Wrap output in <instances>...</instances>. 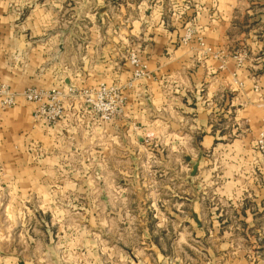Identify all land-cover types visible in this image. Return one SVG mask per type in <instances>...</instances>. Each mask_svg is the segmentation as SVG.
<instances>
[{
  "label": "crops",
  "instance_id": "crops-1",
  "mask_svg": "<svg viewBox=\"0 0 264 264\" xmlns=\"http://www.w3.org/2000/svg\"><path fill=\"white\" fill-rule=\"evenodd\" d=\"M78 2L0 0V81L26 88L30 80L18 81L19 71H35L32 66L67 49L77 56L76 39H69L68 46L67 39L48 30L57 25V3L77 8ZM144 4L136 0L131 6L141 9ZM146 10L144 22L141 16L131 19L128 38L115 32L97 40L109 62L103 81L125 98L123 114L105 122L65 100L67 111L52 125L54 130L33 120L43 134V147L56 146L46 143L52 136L57 148H102L104 168L111 160L120 164L135 159L136 151L146 148L154 156L162 151L167 159L182 157L174 162L181 164L182 175L165 178L170 193L163 200L180 203L183 231L195 234L198 244L184 246L185 264H264V162L254 145L264 128V0H150ZM143 24L150 25L145 32ZM187 26H194L221 59L202 54L196 38L189 47L179 46ZM123 39L146 43L151 80L133 81L119 68L116 58L124 49ZM94 45L91 40L85 51L94 55ZM241 51L248 58L239 67L235 56ZM17 57L27 59L25 69H16ZM25 119L21 135L4 119L0 148H19L20 139L21 148H29L36 127L28 115ZM122 179L112 181L121 184ZM172 211L165 207V224L155 220L160 231H168ZM161 212L155 210L156 219Z\"/></svg>",
  "mask_w": 264,
  "mask_h": 264
},
{
  "label": "rangeland",
  "instance_id": "rangeland-1",
  "mask_svg": "<svg viewBox=\"0 0 264 264\" xmlns=\"http://www.w3.org/2000/svg\"><path fill=\"white\" fill-rule=\"evenodd\" d=\"M108 1L90 0L86 4L79 0L77 8L57 3V25L50 26L48 32H57V36L68 40V46L69 39H76L77 56L70 55L67 49L62 56L46 57L43 64L32 66L31 70L35 71L15 74L18 81L30 80L29 87L13 88L3 81L0 84L15 94L27 89H58L64 94L72 87L76 94L66 100L86 107V111L102 120L87 105L88 98L84 96L85 92L106 84L103 80L109 75L105 73L108 56H103L102 44L97 40L103 34L115 32L128 38L132 31L131 19L141 16L144 22L150 0H140L146 3L141 9L131 6L136 0H125L124 4H119V0ZM189 27L197 31L194 26H187L186 30ZM141 28L145 32L150 25L143 24ZM185 34L178 45L189 47L192 41L185 43ZM91 40L96 43L94 55L93 51H85ZM123 40L124 49L116 58L119 68L130 73L134 81L131 56L135 54L147 67V72L138 80H151L144 55L146 43ZM30 61L33 60L30 58ZM26 63L25 57L18 58L16 69H25ZM225 65L224 62L222 68ZM67 80L80 87L65 86ZM65 106L63 102L62 112L67 111ZM37 111V104L18 96L15 106L0 110V130L5 119L8 124H15L21 135L27 115L32 126L36 123L51 128L57 124V119L47 122L37 117ZM39 130L36 127L32 132L29 148H21L22 139L19 145L15 144L19 148H0V264H185L188 247L184 246L196 243L195 234L183 231L180 203L163 200L170 193L165 178L182 175L181 164H174L177 160L180 163L182 157L173 156L171 161L164 152L154 156L146 148L147 151H136L135 159L127 162L125 159L120 164L111 160L109 168H104L102 148H57L52 136L46 143L56 146L44 148ZM263 131L264 128L256 135L254 145L264 162V155L256 144ZM169 160L173 165L168 169L166 161ZM113 177L123 178V183H114ZM165 207L172 208L174 216L169 215L172 220L168 219V231H160L155 220L165 224L166 216L162 215ZM156 209L158 212L162 209L158 219Z\"/></svg>",
  "mask_w": 264,
  "mask_h": 264
},
{
  "label": "built area",
  "instance_id": "built-area-1",
  "mask_svg": "<svg viewBox=\"0 0 264 264\" xmlns=\"http://www.w3.org/2000/svg\"><path fill=\"white\" fill-rule=\"evenodd\" d=\"M196 42L203 54L211 55L220 58L210 46H208L204 39L197 35V31L192 27L186 30L183 41L186 43L193 41ZM248 56L246 51H241L235 56L237 65L243 66ZM131 64L134 67L133 76L134 80L140 79L147 72V67L142 65L140 60L133 54L131 56ZM257 91L258 88L255 87ZM76 90L72 87L66 90L63 94L60 90L42 91L37 89H27L20 94H15L4 85L0 84V110L13 107L16 104V98L20 96L24 100L37 104V117L44 118L47 122H55L61 117L63 102L71 95L74 96ZM85 98H88L87 105L101 115V119L105 122H111L115 117L123 114L125 108V98L121 95L118 88L101 84L96 89L85 92ZM93 97V98H92ZM74 98V97H69ZM264 108V105H263ZM264 124V119L262 120ZM257 148L264 155V131L260 133L257 140Z\"/></svg>",
  "mask_w": 264,
  "mask_h": 264
},
{
  "label": "water",
  "instance_id": "water-1",
  "mask_svg": "<svg viewBox=\"0 0 264 264\" xmlns=\"http://www.w3.org/2000/svg\"><path fill=\"white\" fill-rule=\"evenodd\" d=\"M197 170H198V165L194 166V168H193V171H194L193 176H196Z\"/></svg>",
  "mask_w": 264,
  "mask_h": 264
}]
</instances>
